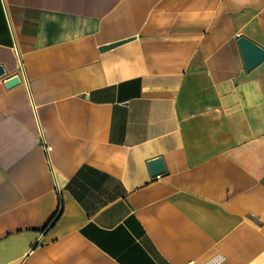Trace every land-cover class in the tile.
Masks as SVG:
<instances>
[{
  "label": "crops",
  "instance_id": "0c3cea01",
  "mask_svg": "<svg viewBox=\"0 0 264 264\" xmlns=\"http://www.w3.org/2000/svg\"><path fill=\"white\" fill-rule=\"evenodd\" d=\"M239 37L264 0H0V264H264Z\"/></svg>",
  "mask_w": 264,
  "mask_h": 264
},
{
  "label": "water",
  "instance_id": "95a60500",
  "mask_svg": "<svg viewBox=\"0 0 264 264\" xmlns=\"http://www.w3.org/2000/svg\"><path fill=\"white\" fill-rule=\"evenodd\" d=\"M238 44L241 50L244 66L246 70H250L253 68L255 65L260 63L264 59V49L253 43L252 41L244 38V37H239L238 38ZM114 45V44H112ZM111 46V45H109ZM108 46V47H109ZM4 74V69L0 65V76ZM19 81L18 76H11L5 80V84L7 86H11ZM149 166L151 169V173L153 175L159 174L163 172V163L161 159H154L149 162Z\"/></svg>",
  "mask_w": 264,
  "mask_h": 264
},
{
  "label": "built area",
  "instance_id": "2783aa9c",
  "mask_svg": "<svg viewBox=\"0 0 264 264\" xmlns=\"http://www.w3.org/2000/svg\"><path fill=\"white\" fill-rule=\"evenodd\" d=\"M50 149H51L50 146H46V147H45L46 152H47L48 150H50Z\"/></svg>",
  "mask_w": 264,
  "mask_h": 264
}]
</instances>
